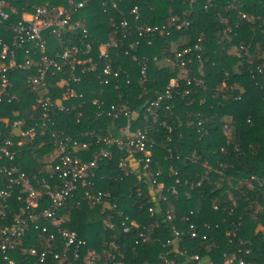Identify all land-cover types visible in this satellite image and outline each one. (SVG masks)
Segmentation results:
<instances>
[{
  "label": "trees",
  "instance_id": "trees-1",
  "mask_svg": "<svg viewBox=\"0 0 264 264\" xmlns=\"http://www.w3.org/2000/svg\"><path fill=\"white\" fill-rule=\"evenodd\" d=\"M5 1L16 8L8 25L31 12L36 4H67V0ZM205 1L87 0L76 14L89 30L93 52L114 29L110 18L117 25L123 16L128 20L130 38L124 39L120 32L117 40L123 47L113 48L111 56L113 64L130 75V84L123 83L121 92L123 102L135 113L136 126L142 125L144 105L163 91L171 77L179 76V93L168 108L161 105L157 110L159 119L171 130L155 126L157 132L150 133L154 142L150 150L165 187V199L158 200L148 189V179L142 172L115 179L118 161L125 153L114 149L110 158L99 161L98 176L91 187L108 191L104 206L89 204L86 188H79L56 211L61 228L74 231L86 241L78 257L70 252L63 254L64 241L49 220L39 219L55 233L54 239L30 227L8 251L15 264H85L87 260L92 264H189L195 254L202 261L222 264L224 254L238 248L249 250L244 256L246 264H264V75L259 70L264 67V0H214L206 8ZM229 3L231 8L227 7ZM134 6L138 7L137 19L130 14ZM239 11L246 17L238 15ZM172 18H186L189 25L179 30L171 27L168 36L138 37L136 27L168 23ZM8 27H0V38L8 40ZM134 39H138L135 46ZM195 43L200 44V58H194ZM240 45L244 48L238 55L236 48ZM182 47H192L188 54L192 62L180 67L174 51ZM132 54H136V60ZM164 56L170 60L164 61ZM142 57L147 65L144 81L140 78ZM27 74L10 72L13 87L1 91L0 141L11 140L8 149L12 159L4 157L0 163L15 167L16 173L23 171L35 177L33 185L40 192V180H49L58 138L63 137L59 131L86 142L92 140L89 130L107 133L105 127L112 120L97 116L91 100L115 102L118 91L113 86L98 85L91 78L80 86L83 100H69L70 110L59 113L51 124L40 116L35 103L38 93L30 89ZM186 88L189 93L183 96L181 91ZM80 110L83 115H78ZM123 122L124 118L118 121ZM30 127H34L35 135L24 137L18 145L20 133ZM7 179V175H0V187ZM17 195L15 188L7 197L5 213L0 209V224L10 225L17 216L25 215ZM41 205H48L45 198ZM149 206L155 209L152 215ZM111 210L115 213L110 218L114 227L109 228L104 216ZM134 220L148 236L146 240L139 237L138 226L130 224ZM122 222L130 224L128 232L123 231ZM172 224L181 231L180 239L173 236ZM191 224L195 237L190 235ZM32 247L46 251V263L29 253ZM54 253L59 256L54 258Z\"/></svg>",
  "mask_w": 264,
  "mask_h": 264
},
{
  "label": "built area",
  "instance_id": "built-area-1",
  "mask_svg": "<svg viewBox=\"0 0 264 264\" xmlns=\"http://www.w3.org/2000/svg\"><path fill=\"white\" fill-rule=\"evenodd\" d=\"M86 2L87 0H67L66 5L46 2L36 4L31 12L23 13L15 22L8 25L7 21L11 14L16 12V8L8 5L5 0H0V27L7 28L9 26L10 33L8 40L0 38V98L1 91L13 87L14 80L8 76L10 72L24 71L28 73L25 79L30 89L38 93L35 96V103L40 110V116L44 121L53 124V119L55 120L59 113L70 110L69 100L72 98L83 100L84 92L80 86L85 82L89 83L91 78L98 85L113 86L118 91V99L115 102L107 103L105 99L101 98L91 100L95 109L94 113L97 116H106L112 120L111 124L105 127L107 133L101 134L95 130H89L88 133L92 140L86 142L65 135L63 130L59 131V135L63 137L58 138L57 156L53 157L49 180H40V192L33 185L35 177L30 178L23 171L16 173L15 167L0 163V175L8 176L7 183L0 187L2 213H5L7 197L15 188L18 191L17 199L25 212L24 216H17L10 225L0 224V264H15V260L10 257L8 251L32 226L40 230V234L47 233L49 240L54 239L55 233L47 225H41L38 222L39 219L49 220L55 228V232L64 241L63 254L67 255L70 252L73 257H78L80 248L85 245L86 241L79 238L74 231L61 228L55 214L66 199L73 195V191L79 188H86L84 194L89 204L104 206L106 197L109 195L108 191L98 188L92 190L91 187L95 184L94 178L98 176L99 161L110 158L114 149L125 153V156L118 161L119 171L116 173L115 179H120L123 175L133 172H142L148 179V189L156 194L158 200L165 199V187L159 180L160 172L155 169L157 162L150 150L154 144L150 133L157 132L158 129L155 126H165L168 131L171 130L169 125H165L163 120L159 119L157 110L161 105L168 108L173 96L179 93V76L171 77L163 91L144 105L142 125L136 126L135 113L125 105L121 92L123 83L130 84V75L120 65H114L111 56L113 48L123 47L122 43L117 40L120 32L124 39L130 38L128 20L123 16L117 25L110 18L114 29L109 34V39L102 41L96 52H93L89 30L76 17V14L86 6ZM213 2L214 0H206L204 7L212 5ZM111 3L112 7H116V3ZM231 5L229 3L227 7L231 8ZM103 6L106 7V5ZM130 14L134 19H137L138 7L134 6ZM238 15L246 17L241 11ZM247 19L249 20V17ZM188 25L189 20L186 18H172L168 23L145 24L136 27L135 30L138 37L148 38L156 34L168 36L171 27L179 30ZM201 40L199 37L198 41ZM137 43L138 39L134 41V46ZM243 48V45L237 47V54ZM193 49L196 50L194 58H200V44L195 43ZM191 51L192 47H182L174 51V58L180 67L192 62V57L188 55ZM124 53L128 54L129 50L125 49ZM131 58L136 60V54H132ZM142 59L144 60L139 62L140 78L144 81L147 65L145 58L142 57L140 60ZM153 59L158 61L156 56ZM163 60L169 61L170 58L164 56ZM259 70L264 75V67ZM187 84H190V79L187 80ZM188 93V88L181 91L183 96ZM235 98L239 99L240 96ZM78 115H83L81 110L78 111ZM121 118H124V122L120 124L118 121ZM16 124L17 121L14 122V125ZM226 126L227 124H224L225 128ZM34 135V127L22 131L17 144L21 145L25 141L24 137L30 139ZM53 135L57 136L55 131ZM2 142L0 141V160L4 157L12 159V154L8 149L11 140L6 138ZM97 144L100 145L97 146ZM103 177L104 175H101V178ZM176 181L179 182V178H176ZM172 192L175 193L176 190L172 189ZM42 198L47 200L48 205H41ZM112 207H116V204H113ZM148 211L151 215L155 213L152 206L148 207ZM114 214L111 210L104 216L105 224L109 228L114 227V222L110 219ZM166 218L170 220L171 214L167 212ZM122 224L124 223L122 222ZM130 224L134 227L138 226L135 220L130 221ZM130 224L123 225L124 232L130 230ZM190 227L192 228L190 235L195 237L197 233L193 229V225L191 224ZM171 229L173 236L180 239L181 231L176 228L175 224L171 225ZM138 231L142 240L148 238L139 229V226ZM29 253L37 256L40 262L46 263V251L38 252L32 247L29 248ZM248 254V249L238 248L235 252L224 254L222 264H246L244 256ZM58 256V253L53 254L54 258ZM190 259H193V264H213L211 261H202L197 254L191 256ZM85 264L92 263L87 260Z\"/></svg>",
  "mask_w": 264,
  "mask_h": 264
},
{
  "label": "rangeland",
  "instance_id": "rangeland-1",
  "mask_svg": "<svg viewBox=\"0 0 264 264\" xmlns=\"http://www.w3.org/2000/svg\"><path fill=\"white\" fill-rule=\"evenodd\" d=\"M193 259H190L189 261L188 260H186V261H188L187 263H189V264H193V261H192ZM207 264H209V263H207Z\"/></svg>",
  "mask_w": 264,
  "mask_h": 264
}]
</instances>
